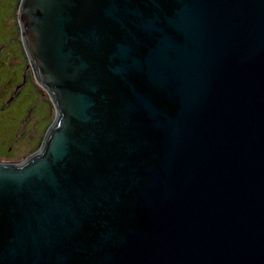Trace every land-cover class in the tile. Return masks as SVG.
I'll list each match as a JSON object with an SVG mask.
<instances>
[{
  "label": "water",
  "instance_id": "95a60500",
  "mask_svg": "<svg viewBox=\"0 0 264 264\" xmlns=\"http://www.w3.org/2000/svg\"><path fill=\"white\" fill-rule=\"evenodd\" d=\"M76 8L21 1L57 117L0 162V264H264V0H183L105 64L68 34Z\"/></svg>",
  "mask_w": 264,
  "mask_h": 264
},
{
  "label": "flooded vegetation",
  "instance_id": "af4514ba",
  "mask_svg": "<svg viewBox=\"0 0 264 264\" xmlns=\"http://www.w3.org/2000/svg\"><path fill=\"white\" fill-rule=\"evenodd\" d=\"M11 3L12 0H0V9ZM182 4L183 0H77V8L73 12V21L67 26V32L69 35H73L76 31H79L82 34V38H90L91 44L87 46L88 49L83 44L80 45L81 53L87 58L100 57L99 60L103 64L108 62L107 57L112 50V48L106 47L104 42L107 41L109 43L113 39L119 41V44H125L130 47V50L127 52L129 57H141V55H145L149 50V47L152 45L151 42L156 41L159 37L168 33L167 31H170L167 27L168 17L173 16L178 9H181ZM19 12V36L17 32L14 33L16 34H13L14 41H23ZM8 24L11 25L12 22L10 20L4 21L0 15V57H5V52H7L9 37H7L8 35H6L5 30ZM10 57L8 58L9 61L13 60L15 64L20 63L19 67L21 69L25 67L23 71L26 72L25 85L29 83L35 92V88H37L35 79L38 83L39 81L27 51L22 50L15 57L11 55ZM11 62L9 63L11 64ZM121 77L119 74V90L121 85L125 84ZM128 81L131 82L130 77ZM11 100V98H4L0 101V148H3V150L1 149L2 152H0V162H19L4 159L6 155L10 154L12 148L15 151H19V149L16 150V146L12 145V139H7L10 134L7 131L5 118L7 120L8 116L12 117V112L15 113L17 111V109L12 110ZM41 102L48 108L45 123L51 120L43 135L45 139L48 130L57 117V108L52 99L49 101L46 99L41 100ZM21 106L24 108L22 110L26 111V114L29 113V115L30 111H33L35 107L31 104L29 110V104L27 106L20 105L19 107ZM52 109L55 111L54 116L51 114ZM39 122L40 120L38 119L35 126H38ZM40 136L38 133L30 136V144H33L32 147L28 146L30 150H33L37 146Z\"/></svg>",
  "mask_w": 264,
  "mask_h": 264
},
{
  "label": "trees",
  "instance_id": "16d2710c",
  "mask_svg": "<svg viewBox=\"0 0 264 264\" xmlns=\"http://www.w3.org/2000/svg\"><path fill=\"white\" fill-rule=\"evenodd\" d=\"M20 6H21V0H12L11 12L8 13V11L5 9V7L0 9V15L3 18V20L4 21L5 20H7V21L10 20L12 22L11 25L8 24V26L6 27V30H5L6 35H8L9 32L12 34V36L11 35L7 36V37H9L8 39L10 40V41L8 40L9 43L7 45V49L9 51L5 52L6 53L5 57L4 56L0 57V60L2 62H4V65L5 64L8 65V68L10 70V74L6 73L7 75L4 74L3 76H0V95H1V93L4 94L0 98V101L2 99H4V98H11L12 99L11 100V105H12L11 108H12L13 111L17 109V111L15 113L12 112V117H14V124H15L16 120H20L21 121L27 115L29 116V113L26 114V111L22 110V109H24V108H22L23 106H21V107H19V106L20 105H24V106L26 105L27 106V104H29V102L31 103V101L33 99V96H34L33 93H35V92H33L34 91L33 87H31L29 85V83L27 85H25L24 81H25L26 72H23L25 67H23L21 69L19 67L20 63H16L15 64V62L13 60H11L12 61L11 62L8 59V58H11L10 55L12 57H15V55L20 53L22 50H25L24 45H23V41H21V40H18V41L15 40L14 41V39H13L14 35H16L14 33L17 32V34H18V32H19L18 12L20 10ZM13 23H14L15 26L13 25ZM18 36H19V34H18ZM9 62H11V64ZM12 64H14V66H12ZM7 77H9V78H7ZM8 86H10V89H8ZM4 89H6L5 93H4ZM34 106H35L34 109H35V113H36L35 118L37 120L39 119L37 117L38 113L40 114V113L45 112V114H47L48 108L44 104H42V105L41 104H39V105L35 104ZM34 109H33V111H34ZM20 113H22V114H20ZM50 121L47 122V123H45V121H44L43 127L39 126L40 122L38 123V126L36 125L35 127H34V125L36 123H33V126H32L33 133H31L27 137V140L30 141V136L31 135H36L37 133L39 135H41L40 138H39V141L37 143V146L34 147L33 151L38 150L42 146L43 141H44V136L43 135L46 132V128H48V126H49L48 124L50 123ZM28 123L29 122H27V124ZM40 127H42V128H40ZM8 134H10V135L8 136L7 139H12V143H13L14 142L13 134L11 132L10 133L8 132ZM19 142L20 143L17 144L19 146L17 147L16 150L22 149L23 146H26V147L29 146L28 145L29 142L28 143H23L22 141H19ZM1 149L3 150V148H0V152H2ZM33 151L31 150V152L29 154H31Z\"/></svg>",
  "mask_w": 264,
  "mask_h": 264
},
{
  "label": "rangeland",
  "instance_id": "374dc122",
  "mask_svg": "<svg viewBox=\"0 0 264 264\" xmlns=\"http://www.w3.org/2000/svg\"><path fill=\"white\" fill-rule=\"evenodd\" d=\"M5 9L9 12H11V4H8L7 6H5ZM8 35H11L10 32ZM9 50L7 49V52ZM11 51V50H10ZM11 53V52H10ZM9 53V54H10ZM12 66H14V64H12ZM13 71V70H12ZM10 74V70L8 68V65H4V62H2L0 60V76H3L4 74ZM36 81V84H37V88H35V93L34 96H33V99L31 101V103L29 102V106L28 108H30L31 104L35 105V104H41L42 105V102L41 100H51V96L49 94V92L40 85V83L37 82V80L35 79ZM7 89V88H6ZM6 89H4V93L6 91ZM8 89H10V86H8ZM34 92V91H33ZM4 94L1 93L0 95V98L3 96ZM52 116H54L55 114V111L54 109H52ZM46 115L45 112L43 113H38L37 117L40 119V123H39V126H43L44 124V121L46 119ZM36 116V113H35V109L34 111H31L30 112V115L28 117H25L23 120H16L15 124H14V117H11V116H8L7 120L5 118V121L7 123V131L10 133L13 134L14 136V142H13V146L15 147H18L20 142L19 141H22L23 143H28V145L30 147L33 146V144H30V141L27 140V137L33 133L32 131V126H33V123H36L37 119L35 118ZM27 122H29L27 124ZM24 125V126H23ZM35 127V125H34ZM39 128V127H38ZM15 144V145H14ZM30 147H26V146H23L22 149H20L19 151H15L14 148H12V151L10 152L9 155H6L4 157V159H8L10 161L14 160V161H25L26 159H28L33 153L37 152V150L33 151L31 154H29L31 152L30 150ZM14 149V150H13Z\"/></svg>",
  "mask_w": 264,
  "mask_h": 264
}]
</instances>
